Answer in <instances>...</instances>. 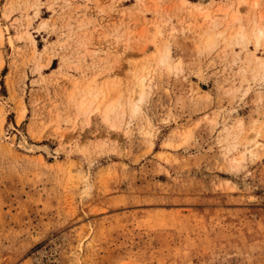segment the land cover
<instances>
[{
    "label": "rangeland",
    "instance_id": "rangeland-1",
    "mask_svg": "<svg viewBox=\"0 0 264 264\" xmlns=\"http://www.w3.org/2000/svg\"><path fill=\"white\" fill-rule=\"evenodd\" d=\"M180 1L0 0V264H264V45Z\"/></svg>",
    "mask_w": 264,
    "mask_h": 264
},
{
    "label": "bare ground",
    "instance_id": "bare-ground-1",
    "mask_svg": "<svg viewBox=\"0 0 264 264\" xmlns=\"http://www.w3.org/2000/svg\"><path fill=\"white\" fill-rule=\"evenodd\" d=\"M120 2L121 0H114L115 6H118V5L120 6ZM262 3L263 2L261 0H237V3L233 4L232 2H230L228 4L222 5V7H219L218 11L222 12V19H225L226 27L224 28L223 32H218L216 34L208 33V35L206 36L207 45L208 46L214 45V43H216L217 41L216 37L219 36L220 34L221 35L226 34L227 32H230L229 36H231L232 39L238 42L246 43L248 41H252L256 44V46L264 45V11L261 12L264 6ZM180 4L187 7L192 12L202 15L203 18H205V20H209L212 18V14H213L212 10H210L209 8H205L203 6V3L193 2L191 0H181ZM243 4L250 7V10H252L253 13L254 11H256V14L251 16V18L249 19L248 26H250V28L241 24V22H244V21H242L241 11H240L239 6ZM104 20H105L104 17L100 18V22H104ZM216 20L217 19H214L213 21H216ZM96 33L100 34V31H96ZM106 45L108 47L114 48L112 43L107 42ZM255 57H256L259 68H261L262 71L264 72V56L263 57L255 56ZM159 60L161 61V63L167 65L168 68L170 69L176 68L177 66V64L172 63L169 48H165L164 50L160 52ZM95 84H97V79L92 80L89 86H94ZM89 94L92 95V93H89ZM144 96H145L144 78L140 77L138 79V95L134 99L135 102H134L133 111L136 112L141 108L140 104L143 102ZM85 99L80 104V110H83L84 112L87 113L89 108L91 107L92 98H90L91 100H88L87 98ZM104 100H106V102L103 101L104 105L102 106L101 104H99L96 107L95 111L96 110L101 111V114L104 117V119L108 120L110 113L113 110H115L118 104L120 105L122 102H120L118 98H107L106 97V99ZM121 106L124 107L123 104ZM78 171H80V169H78Z\"/></svg>",
    "mask_w": 264,
    "mask_h": 264
},
{
    "label": "crops",
    "instance_id": "crops-1",
    "mask_svg": "<svg viewBox=\"0 0 264 264\" xmlns=\"http://www.w3.org/2000/svg\"><path fill=\"white\" fill-rule=\"evenodd\" d=\"M234 1H236V2H237V0H234ZM261 1L263 2L262 4H263V6H264V0H261ZM194 2H196V1H194ZM236 5H237V4H236ZM242 7H245V4H243V6H242ZM262 9H263V10H262ZM262 9H261V10H262L261 12H263V11H264V7H263ZM240 11H241V10H240Z\"/></svg>",
    "mask_w": 264,
    "mask_h": 264
}]
</instances>
